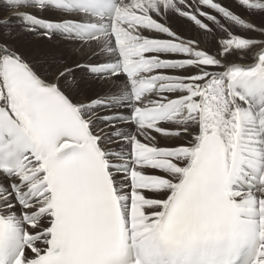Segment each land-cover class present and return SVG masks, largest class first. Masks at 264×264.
<instances>
[{"label": "snow or ice", "instance_id": "snow-or-ice-1", "mask_svg": "<svg viewBox=\"0 0 264 264\" xmlns=\"http://www.w3.org/2000/svg\"><path fill=\"white\" fill-rule=\"evenodd\" d=\"M3 7L0 264H264V0Z\"/></svg>", "mask_w": 264, "mask_h": 264}, {"label": "bare ground", "instance_id": "bare-ground-1", "mask_svg": "<svg viewBox=\"0 0 264 264\" xmlns=\"http://www.w3.org/2000/svg\"><path fill=\"white\" fill-rule=\"evenodd\" d=\"M13 14L14 13H11V12H8L5 10V8L3 7V0H0V16H1V18L10 16ZM256 22L259 23L260 21L257 20ZM18 41L22 42L23 44H25L27 46L31 45L32 47L35 44H37L38 41L49 43V44H51V46L54 47V49L52 50L53 52H55L54 50H57L59 53L66 54V58L68 59L69 62H71V59L74 56L77 57V59H83V58L87 57L89 54L87 51H85L83 53H76V52L72 51L71 49L64 47L62 42L55 39V38H54V40L48 41V40H45V39L40 38V37H34V36H28V35H19L16 37L15 42H18ZM53 43H54V45H52ZM57 43H59V45ZM16 44L18 45V43H16ZM47 48H48V46H47ZM41 49H42V47H41ZM37 51H38L37 47H35V48L33 47V50L31 49V51L27 55H28L29 59H32L35 62L37 67H41L39 65H40V63H42L44 61L38 57V56L42 55L41 52L37 53ZM42 65H44V67L47 66V64H42Z\"/></svg>", "mask_w": 264, "mask_h": 264}, {"label": "rangeland", "instance_id": "rangeland-1", "mask_svg": "<svg viewBox=\"0 0 264 264\" xmlns=\"http://www.w3.org/2000/svg\"><path fill=\"white\" fill-rule=\"evenodd\" d=\"M1 18V16H0ZM54 40V39H52ZM15 43H18L17 47H19L22 51H24L26 53V55L31 51V49L33 50V47H37V53L38 52H41L42 55L38 56L40 59H42L44 62L40 63L39 66H43L42 64H47L48 63V57L52 54H56V53H59L57 50H54L55 52H53L52 50L54 49L53 46H51V44L49 43H46V42H41V41H38L37 44H35L33 47L30 45V46H27L25 44H23L22 42L18 41V42H15ZM43 43V44H42ZM42 44V45H41ZM59 45V43H57ZM39 45V46H38ZM54 45V43L52 44ZM45 46V47H44ZM48 46V48H47ZM42 47V49H41ZM50 47V48H49ZM44 53V54H43ZM45 59V60H44Z\"/></svg>", "mask_w": 264, "mask_h": 264}]
</instances>
